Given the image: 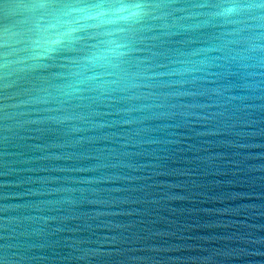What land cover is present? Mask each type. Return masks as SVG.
<instances>
[{
  "label": "water",
  "instance_id": "water-1",
  "mask_svg": "<svg viewBox=\"0 0 264 264\" xmlns=\"http://www.w3.org/2000/svg\"><path fill=\"white\" fill-rule=\"evenodd\" d=\"M260 3L0 0V264H264Z\"/></svg>",
  "mask_w": 264,
  "mask_h": 264
},
{
  "label": "clouds",
  "instance_id": "clouds-1",
  "mask_svg": "<svg viewBox=\"0 0 264 264\" xmlns=\"http://www.w3.org/2000/svg\"><path fill=\"white\" fill-rule=\"evenodd\" d=\"M100 7L107 8L109 6L108 5H100ZM112 7L121 8L126 13H132L133 15H136L137 13L135 12V9L139 8L140 5L116 4V5H112ZM256 7H264V0H261V3L259 5H257V4H248V5L237 4L234 6V10L242 12V11H248L251 8H256ZM84 14L87 15L89 19H93V20L98 19V17L91 14L88 6H84ZM110 15H112V13H105L104 14L105 18H107Z\"/></svg>",
  "mask_w": 264,
  "mask_h": 264
}]
</instances>
